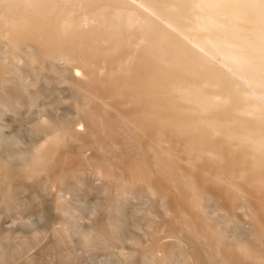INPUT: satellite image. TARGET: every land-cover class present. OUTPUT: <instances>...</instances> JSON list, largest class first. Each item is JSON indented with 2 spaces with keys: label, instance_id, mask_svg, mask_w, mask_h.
Listing matches in <instances>:
<instances>
[{
  "label": "bare ground",
  "instance_id": "obj_1",
  "mask_svg": "<svg viewBox=\"0 0 264 264\" xmlns=\"http://www.w3.org/2000/svg\"><path fill=\"white\" fill-rule=\"evenodd\" d=\"M66 91L0 123V264H264V0H0V113Z\"/></svg>",
  "mask_w": 264,
  "mask_h": 264
},
{
  "label": "rangeland",
  "instance_id": "obj_2",
  "mask_svg": "<svg viewBox=\"0 0 264 264\" xmlns=\"http://www.w3.org/2000/svg\"><path fill=\"white\" fill-rule=\"evenodd\" d=\"M251 19V21H253ZM251 21L248 20H240L241 23H244L248 26H251ZM35 58V57H34ZM33 66L39 68V64H34ZM24 73L27 75H34L31 72V68H23ZM39 72V71H37ZM42 72V71H40ZM46 75H49V71L47 70ZM55 75V74H54ZM31 78V77H30ZM28 86H31L30 80L27 81ZM42 82L38 83L41 84ZM46 85V84H45ZM44 88H47V86ZM65 86V84H64ZM63 86L59 85V88ZM64 89V88H63ZM33 90V88H32ZM59 91V89H58ZM67 94V91L65 92ZM1 120L0 123L2 124V132L6 136V140L12 143V150L15 152L22 151L28 147H31V144L35 141L36 138V126L35 124L37 121L39 122L40 116L39 115H76L72 101L67 94L66 96L63 93L58 92L52 98H41L39 102L34 106V108L29 107V105H19L18 108L14 111L12 110H2L0 113ZM239 115L243 117L253 118V115L245 113H240ZM42 121V120H40ZM83 195H81L80 204L78 205L79 209H81V213L85 218L81 221L82 225L87 229L88 227L92 226L90 222L95 218V214L98 215L97 206L102 202L103 203V195L97 194L90 189L84 188ZM101 203V204H102ZM35 206L38 204L35 200L32 202ZM83 210V211H82ZM85 210V211H84ZM0 230L9 231L18 228L20 225L19 222L11 219L9 221H4V211L0 209ZM85 215H84V213ZM6 217V214H5ZM37 219V218H36ZM37 221V220H36ZM15 222V223H14ZM33 223V224H32ZM28 225H36L35 221L26 222ZM27 226V225H26Z\"/></svg>",
  "mask_w": 264,
  "mask_h": 264
}]
</instances>
